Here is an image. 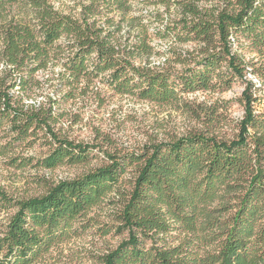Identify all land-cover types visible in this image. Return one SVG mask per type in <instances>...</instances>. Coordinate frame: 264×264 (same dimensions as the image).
I'll return each mask as SVG.
<instances>
[{
  "label": "trees",
  "instance_id": "trees-1",
  "mask_svg": "<svg viewBox=\"0 0 264 264\" xmlns=\"http://www.w3.org/2000/svg\"><path fill=\"white\" fill-rule=\"evenodd\" d=\"M205 1L162 0L180 15L150 32L141 16L129 17L132 0H78L68 11L52 0H0V130L9 125L15 142L38 131L49 136L50 151L39 160L44 168L86 163L95 149L54 130L59 99L35 100V75L54 63L71 98L96 79L116 94L157 104L227 89L236 78L245 84L233 140L196 133L140 154L104 152L106 165L36 198L15 200L0 190V212L15 209L0 235V264H33L130 168L135 176L118 220L119 233L129 236L100 264H264V111L256 110L259 89L246 79L251 74L264 85V0H228L221 8ZM125 22L137 32L131 44L120 36ZM169 36L201 44V58L177 74L136 64L152 54L153 37ZM235 43L247 44L256 58L246 61Z\"/></svg>",
  "mask_w": 264,
  "mask_h": 264
},
{
  "label": "rangeland",
  "instance_id": "rangeland-1",
  "mask_svg": "<svg viewBox=\"0 0 264 264\" xmlns=\"http://www.w3.org/2000/svg\"><path fill=\"white\" fill-rule=\"evenodd\" d=\"M52 1L56 7L68 11L78 0ZM226 1L207 0L205 5L221 8ZM179 15L175 5L167 9L162 0H132L129 17L141 16L142 22L153 32ZM136 34V29L129 28L125 22L120 32L122 42L129 40L131 44ZM149 44L152 54L138 58L135 62L154 70L177 74L192 67V62L202 56L201 44L177 42L173 36L165 39L153 37ZM234 51L246 61L257 56L244 43H235ZM2 68L0 62V71ZM61 71L62 67L54 63L49 69L35 75L40 85L35 100L47 102L49 98L59 99L55 106L58 120L54 130L64 138L89 144L95 149L91 150L92 157L86 163H64L54 169L44 168L39 165V160L50 151L49 136L38 131L24 142H15L13 138L16 135L6 125L0 130V190L15 200L43 196L59 181L74 179L106 165L108 159L104 152L140 154L146 146L196 133L214 136L219 140H233L244 116L242 92L245 84L238 78L233 79L227 89L217 87L207 92L181 93L175 103L157 104L130 95L116 94L100 79L89 86L82 84L84 86L76 89L71 98L67 95L71 89L63 86ZM246 79L253 81L259 89L256 92V110L264 111V85L251 74ZM134 176V168L128 169L117 189L75 222L70 235L52 246L33 264H100L103 256L128 239V230L119 233L118 228L123 224L118 220L132 189ZM14 212L15 209L0 212V235ZM178 242L179 239L174 240L175 244ZM150 244L146 243L147 246Z\"/></svg>",
  "mask_w": 264,
  "mask_h": 264
}]
</instances>
